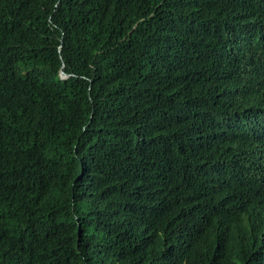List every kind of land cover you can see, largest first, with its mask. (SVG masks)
<instances>
[{"label":"trees","instance_id":"1","mask_svg":"<svg viewBox=\"0 0 264 264\" xmlns=\"http://www.w3.org/2000/svg\"><path fill=\"white\" fill-rule=\"evenodd\" d=\"M0 264H264V0H0Z\"/></svg>","mask_w":264,"mask_h":264},{"label":"water","instance_id":"2","mask_svg":"<svg viewBox=\"0 0 264 264\" xmlns=\"http://www.w3.org/2000/svg\"><path fill=\"white\" fill-rule=\"evenodd\" d=\"M64 74H65V73H64V72H62V75H63V76H64Z\"/></svg>","mask_w":264,"mask_h":264}]
</instances>
